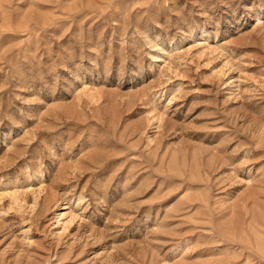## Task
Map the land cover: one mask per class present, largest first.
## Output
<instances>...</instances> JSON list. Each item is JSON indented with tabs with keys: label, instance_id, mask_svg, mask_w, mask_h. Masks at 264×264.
I'll return each instance as SVG.
<instances>
[{
	"label": "rangeland",
	"instance_id": "rangeland-1",
	"mask_svg": "<svg viewBox=\"0 0 264 264\" xmlns=\"http://www.w3.org/2000/svg\"><path fill=\"white\" fill-rule=\"evenodd\" d=\"M0 264H264V0H0Z\"/></svg>",
	"mask_w": 264,
	"mask_h": 264
}]
</instances>
